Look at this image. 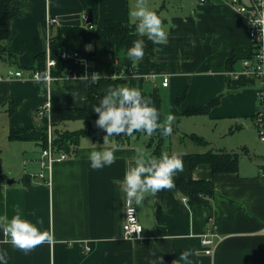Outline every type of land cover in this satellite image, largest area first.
I'll return each instance as SVG.
<instances>
[{
  "label": "crops",
  "instance_id": "crops-1",
  "mask_svg": "<svg viewBox=\"0 0 264 264\" xmlns=\"http://www.w3.org/2000/svg\"><path fill=\"white\" fill-rule=\"evenodd\" d=\"M145 3L160 16L167 42L153 44L146 35H139L148 51L119 85L138 87L158 109L161 120L169 112L175 117L172 132L161 141V154L238 152L237 170L215 173L207 163L191 170L189 163H183L179 174L185 179L212 180L213 195L205 203L190 205L172 188L145 193L143 201L135 203L143 239L123 237L124 172L135 165L132 157L138 149L146 158H159L153 151L160 137L153 133L148 142L142 138L145 135L124 142L108 138L103 147H114L119 159L91 169L88 153L103 141L83 136L69 155L55 144V151L68 157L43 170L48 125L55 130L53 110L84 107L90 80L62 77L65 69L46 84L30 78L31 72L43 54L47 60L49 42L58 27H85L89 23L83 16L88 13L80 0H16L7 49L0 52V76L18 70L23 75L0 79V223H7L18 208L22 218L42 221L37 227L51 239L25 253L0 233V248L8 250V264H187L179 258L185 249L192 252L191 264H264V143L255 125V115L264 103L259 81L232 75L242 69L241 61L248 54L245 17L231 0ZM135 4L136 0H99L94 27L101 30L106 20L134 26L128 13ZM48 18L58 19L57 23L48 24ZM90 44L92 66L112 74L117 58L106 54L100 42L98 51L89 49ZM164 77L169 78L168 86L162 84ZM205 106L199 114L185 112ZM74 120L82 122L77 129L85 127L84 120ZM74 120L60 122L58 128L74 131L67 128ZM95 120H90L93 127ZM16 129L20 137L11 140ZM193 135L206 143L194 141ZM172 136L178 139L176 150L167 148ZM212 228L222 240L214 253L206 255L201 240Z\"/></svg>",
  "mask_w": 264,
  "mask_h": 264
},
{
  "label": "clouds",
  "instance_id": "clouds-1",
  "mask_svg": "<svg viewBox=\"0 0 264 264\" xmlns=\"http://www.w3.org/2000/svg\"><path fill=\"white\" fill-rule=\"evenodd\" d=\"M264 5V0H260ZM130 22H135V31L141 36L147 37L153 44L167 42V33L162 26L160 16L151 10L145 0H136L134 8L129 9ZM144 41L134 40L127 49L125 55L132 62L142 59L145 54ZM97 74H93L91 81L95 82ZM41 78L47 80V72L41 74ZM88 79L87 76L82 77ZM97 113L95 125L103 130V142L100 147L88 153V166L91 169H102L112 165L119 157L115 154V148H105L104 143L108 138H115L121 134L134 136L141 132L151 135L154 130L159 129L162 135H169L172 132L171 122L174 116L167 113L163 120L160 119V112L150 102L149 98L142 94L138 87L127 85H109L105 93L99 98L92 109ZM138 154L132 157L135 165L126 168L122 181V190L131 202L133 199L139 205L145 193L155 194L162 189L173 187V177L178 171H182L184 164L180 155L162 153L159 158H146L138 149ZM134 209L129 208L131 216ZM42 223L39 219L35 223L27 218H22L19 209L7 223H0V233L10 239L14 248L23 250L25 253L33 249L51 237L46 231L40 230L37 225ZM191 250L185 249L180 252V260L191 264L189 257ZM161 260V257H158ZM0 264H8V250L0 248ZM155 264V262H153Z\"/></svg>",
  "mask_w": 264,
  "mask_h": 264
},
{
  "label": "trees",
  "instance_id": "trees-1",
  "mask_svg": "<svg viewBox=\"0 0 264 264\" xmlns=\"http://www.w3.org/2000/svg\"><path fill=\"white\" fill-rule=\"evenodd\" d=\"M16 0H0V52L1 50H6V42L9 36V22L13 18V15L17 12V9L13 7V3ZM86 12L88 10L93 14V21L86 25L85 27L78 26H59L57 34L50 40V57L58 62V66L52 70V73L55 76L63 75L65 69H74L80 71L81 68L74 64L73 61L64 60L60 57V53L63 50H76L80 52L83 56L92 59V55L87 51V45L91 42H100L102 44L103 51L112 56V59L117 58L118 62L113 67L114 71L112 74H104L101 79H98L95 82L90 80L89 86L90 91L86 104L81 108H59L53 110L52 112V122L55 127V138L54 144L57 145L58 149H62L65 152L72 153L75 146L83 136H91L93 139L100 142L103 141L104 132L98 127H93L90 120L97 118V113L92 109L95 104L98 103L99 98L105 93L109 85L118 86L120 82L124 81L123 77L119 75L116 78H112L113 74L120 72H130L129 69L134 70L136 66L131 63V61L126 57L125 53L127 49L132 45L134 40L139 39V34L135 31L134 26H126L118 21L106 20L104 28L97 29L94 27L98 19V5L99 0H80ZM144 46V45H143ZM145 53H147L148 48L144 46ZM247 56L251 55L250 47L248 49ZM145 55V54H144ZM245 56V57H247ZM79 68H78V67ZM46 67V59L43 54L42 57H39V60L36 63V66H33L34 69H37L44 72ZM126 67V68H125ZM80 69V70H79ZM127 69V70H126ZM180 98L178 99V101ZM207 106L205 107H190L185 112L187 114H199L205 112ZM82 119L86 122L85 127L82 129H76L74 131L59 129L58 126L60 122ZM20 129L12 130L10 139L16 140L20 137ZM153 133H156L160 137L155 144V149L153 154L155 156H161L162 140L165 135H162L160 130H154ZM135 135H147L141 132L136 133ZM132 136H127L121 134L117 136L119 142H124ZM45 137H43L44 140ZM192 139L199 144H205L206 142L200 137L193 135ZM43 142V141H42ZM44 146V145H43ZM183 163H189L191 170L198 164H209L211 169L216 173L221 171L235 172L237 170L239 155L238 152L229 153L225 151H220V153L206 152V154H185L180 155ZM173 187L175 191H179L185 196L186 200L190 205L194 203H205L207 196H211L214 193V184L212 180H196V179H185L180 174L179 171L173 177Z\"/></svg>",
  "mask_w": 264,
  "mask_h": 264
},
{
  "label": "built area",
  "instance_id": "built-area-1",
  "mask_svg": "<svg viewBox=\"0 0 264 264\" xmlns=\"http://www.w3.org/2000/svg\"><path fill=\"white\" fill-rule=\"evenodd\" d=\"M205 1V0H201ZM231 5L237 9L239 13L244 15L245 21L247 23V33L248 38H250V51L252 52L250 56H247L241 61L242 69L240 71H234L232 75L234 77L244 76L253 78L260 83V102L264 103V5L260 4V0H248L247 3H243L241 0H231ZM84 20H87V14L83 16ZM58 19L48 18V24L53 25L57 23ZM88 25V24H87ZM60 57L64 60L73 61L74 64L78 65L81 70L76 71L69 69L66 71L65 75L62 77L73 78V77H84L87 76L90 80L93 74H97V81L104 76L103 73L95 70L92 66L91 61L88 57L83 56L80 52L76 50H63L60 53ZM46 67L43 73L47 72L48 78L44 80L41 78L42 72L34 69L31 73L32 79L50 84L52 81L58 79L60 76H55L52 73V70L58 66V62L50 57V49L47 52ZM77 66V67H78ZM78 67V68H79ZM131 70V69H130ZM135 70L128 72H120L112 75V78L120 76L126 78L133 74ZM8 75L0 76V79H13L15 77H22V71H9ZM232 76V77H233ZM169 78L164 77L162 84L168 86ZM255 125H257L258 139L264 143V106L258 109V112L255 115ZM55 132L52 129V126L49 124L47 128V134L45 139V148L42 150V169L51 167V165L56 161H61L65 159L68 155L65 152H56L54 144ZM41 177H44L40 173ZM262 176L264 177V170L262 171ZM185 200V198H184ZM126 210H125V221L123 223V237L127 239H138L142 238V226L140 224L139 218L137 216V206L132 200L131 202L127 198ZM129 208H133L134 211L132 215H129ZM7 238V237H6ZM9 239V238H7ZM10 240V239H9ZM222 240L219 233L215 228L209 229V231L202 237L201 243L204 245L203 253L206 255L212 254L215 252L218 244Z\"/></svg>",
  "mask_w": 264,
  "mask_h": 264
},
{
  "label": "rangeland",
  "instance_id": "rangeland-1",
  "mask_svg": "<svg viewBox=\"0 0 264 264\" xmlns=\"http://www.w3.org/2000/svg\"><path fill=\"white\" fill-rule=\"evenodd\" d=\"M97 44H99V42L97 43V42H93V43H91L90 45H89V49H91V50H99L98 49V47H97ZM132 63V62H131ZM94 123H93V125L95 126V121H93ZM80 127H82V122L81 121H78V120H74V121H69L68 122V126H67V128L68 129H70V130H76L77 128H80ZM182 134H180V136H181ZM153 136V133L149 136V135H145V136H142V138H146L147 139V142L149 141V139H150V137H152ZM177 136H176V138L174 137V136H172V138H170L169 140H168V146H167V148L168 147H171V149H173V150H176L177 148H176V146H177Z\"/></svg>",
  "mask_w": 264,
  "mask_h": 264
},
{
  "label": "water",
  "instance_id": "water-1",
  "mask_svg": "<svg viewBox=\"0 0 264 264\" xmlns=\"http://www.w3.org/2000/svg\"><path fill=\"white\" fill-rule=\"evenodd\" d=\"M87 13H88L87 22L91 23L93 21V14L91 13L90 10H88ZM1 173H2V163L0 162V178H2ZM7 182L11 183V182H14V180L13 179H10V180L8 179Z\"/></svg>",
  "mask_w": 264,
  "mask_h": 264
}]
</instances>
